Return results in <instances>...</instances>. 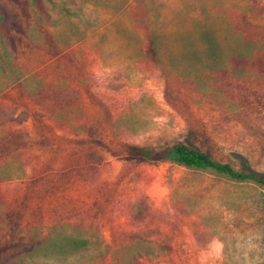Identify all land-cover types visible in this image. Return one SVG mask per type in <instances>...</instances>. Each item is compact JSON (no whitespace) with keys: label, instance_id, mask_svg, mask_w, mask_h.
Segmentation results:
<instances>
[{"label":"rangeland","instance_id":"1","mask_svg":"<svg viewBox=\"0 0 264 264\" xmlns=\"http://www.w3.org/2000/svg\"><path fill=\"white\" fill-rule=\"evenodd\" d=\"M0 21V264H264V0H0ZM177 144L258 181L133 154ZM64 237L89 250L25 256Z\"/></svg>","mask_w":264,"mask_h":264},{"label":"trees","instance_id":"2","mask_svg":"<svg viewBox=\"0 0 264 264\" xmlns=\"http://www.w3.org/2000/svg\"><path fill=\"white\" fill-rule=\"evenodd\" d=\"M1 24L0 21V25ZM0 28L5 29V26L2 24ZM133 154L152 162L164 161L177 168L195 171H211L238 183L258 181L254 174L236 170L231 165L216 161L212 156L185 144L174 145L167 148L161 154L134 148ZM62 239H66V241ZM62 239H60V241L52 239L44 244H40V241L36 240L33 247L26 250L27 253L25 256L29 259L42 256L44 258H53L57 261H62L67 258V255L77 256L89 250L90 243L87 240L76 237H64Z\"/></svg>","mask_w":264,"mask_h":264}]
</instances>
